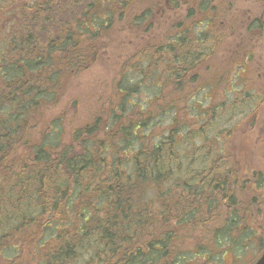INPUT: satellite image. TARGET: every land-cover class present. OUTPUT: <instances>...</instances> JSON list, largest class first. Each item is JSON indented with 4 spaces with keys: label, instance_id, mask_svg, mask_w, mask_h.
Returning a JSON list of instances; mask_svg holds the SVG:
<instances>
[{
    "label": "trees",
    "instance_id": "16d2710c",
    "mask_svg": "<svg viewBox=\"0 0 264 264\" xmlns=\"http://www.w3.org/2000/svg\"><path fill=\"white\" fill-rule=\"evenodd\" d=\"M4 1L12 0H0V10ZM131 1L35 0L0 38V259L7 264H227L253 240L246 225L255 196L244 208L231 193L221 153L195 164L197 145L212 140L228 114L199 97L203 23L181 22L165 42L127 59L109 112L68 135L60 117L44 118L65 70L78 74L95 62L97 41L129 16ZM187 109L195 120L182 118ZM247 181L263 198L264 172ZM213 208L217 224L209 227L203 217ZM26 251L32 257L18 262Z\"/></svg>",
    "mask_w": 264,
    "mask_h": 264
},
{
    "label": "rangeland",
    "instance_id": "374dc122",
    "mask_svg": "<svg viewBox=\"0 0 264 264\" xmlns=\"http://www.w3.org/2000/svg\"><path fill=\"white\" fill-rule=\"evenodd\" d=\"M34 1H4L0 10V38L8 34L5 33L7 29L16 26L15 14ZM203 1L206 0H132L129 16L118 22L104 39L97 41L99 51H96L95 62L91 66L87 64L78 74L70 68L65 70L55 103L43 112V116L46 119L60 117L68 135L72 128L89 122L95 115L109 112L117 101L116 83L127 59L132 60L139 51L165 42L181 22L186 26L203 23L199 30H207L201 39L208 54L200 65L199 85L204 89L199 97L206 99L205 106L217 104L224 110L219 114H228L218 120L216 129L211 131H218L217 135L213 133L216 136L211 134L212 140L197 145L200 150L195 153L199 156L195 164L202 167L200 156L207 158L221 153V162L225 164L221 169H230L233 173L231 193L244 208L252 203V197L257 199L249 210L246 225L253 239L249 248L244 255L227 256V264H252L264 252V197L247 181L253 172H264V0H208L207 9L202 11ZM149 8L151 14L141 20V14ZM133 14L137 17L132 18ZM255 20L262 22V29L251 27ZM206 21L207 26L204 25ZM233 83L234 90L231 89ZM140 97L145 100L143 95ZM184 113L180 114L186 121L196 119L191 109ZM161 130L163 126L156 129L155 134ZM212 210V213L205 211L203 217L209 227L217 224L218 212L215 208ZM205 233L207 239L212 235L208 231ZM190 241L192 243L187 244L191 246L198 242ZM260 242L263 247L259 246ZM27 252L17 261L27 262L32 257ZM7 263V258L0 259V264Z\"/></svg>",
    "mask_w": 264,
    "mask_h": 264
},
{
    "label": "water",
    "instance_id": "95a60500",
    "mask_svg": "<svg viewBox=\"0 0 264 264\" xmlns=\"http://www.w3.org/2000/svg\"><path fill=\"white\" fill-rule=\"evenodd\" d=\"M253 264H264V253L260 256V258L254 262Z\"/></svg>",
    "mask_w": 264,
    "mask_h": 264
}]
</instances>
